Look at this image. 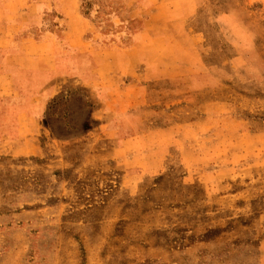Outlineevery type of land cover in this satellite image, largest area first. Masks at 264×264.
<instances>
[{"label":"rangeland","instance_id":"rangeland-1","mask_svg":"<svg viewBox=\"0 0 264 264\" xmlns=\"http://www.w3.org/2000/svg\"><path fill=\"white\" fill-rule=\"evenodd\" d=\"M32 1L14 56L65 72L23 152L0 96V264H264V0H75L77 50ZM100 77L129 94L118 131Z\"/></svg>","mask_w":264,"mask_h":264},{"label":"crops","instance_id":"crops-1","mask_svg":"<svg viewBox=\"0 0 264 264\" xmlns=\"http://www.w3.org/2000/svg\"><path fill=\"white\" fill-rule=\"evenodd\" d=\"M24 2L22 0H0V96L13 95L12 97H17L22 100H19L21 102L20 107L26 106L24 108L26 110H24L25 113L19 112V117H23L24 120L21 121V126L18 131L21 136L15 140L16 151L19 150L20 152L29 149L33 145L34 132L30 128L33 113L31 114L28 111V105L30 108H33L32 106L34 104L44 106L45 103L53 98L62 88L63 83L62 81L58 82V80H60L59 77L65 72V65L57 63L55 60L56 57L53 49L52 52L46 50L33 57L21 54L20 58L17 59L14 56L16 55L15 46L19 40L33 42L35 45L37 43L40 44L38 42L39 40L36 42L31 37L26 39L22 38L24 27L22 22L19 21V18L21 14L25 13L26 8H31L29 10L31 13L33 10H36L35 1L29 2V0H25ZM75 3V0H49L46 3V7L59 13L63 17V22L66 21L67 32L69 34V46L77 50L80 44L78 38L80 33H78V28H73V23L70 22L73 19L75 23L81 25ZM44 34L47 37L52 36L50 32ZM144 38L145 34L143 32L141 34V46H143L142 41H144ZM3 62L5 63L3 64ZM110 79L113 80L114 78L110 77L107 79L100 77L90 81L87 86L106 89V98H104L105 107L106 109L107 107L109 109H115V112L112 114L111 119L103 125L107 128L112 124L113 127L116 126V130L118 131L120 126H124L125 114L130 109V97L127 92L119 93L120 89L114 83H111ZM31 84L35 86V90H33L35 93L32 90L31 92L28 91ZM144 97L145 95L141 94V104ZM22 104L24 105L22 106ZM121 115L123 117L119 118ZM103 132L104 130H102ZM154 134H156V131ZM141 135L145 136L146 134L142 133ZM133 138H137V136ZM128 140L130 139H123L121 141L125 144Z\"/></svg>","mask_w":264,"mask_h":264},{"label":"trees","instance_id":"trees-1","mask_svg":"<svg viewBox=\"0 0 264 264\" xmlns=\"http://www.w3.org/2000/svg\"><path fill=\"white\" fill-rule=\"evenodd\" d=\"M84 14H86V13H84Z\"/></svg>","mask_w":264,"mask_h":264}]
</instances>
